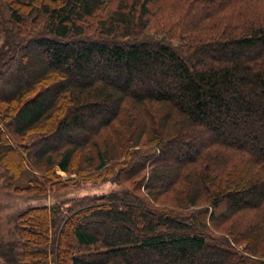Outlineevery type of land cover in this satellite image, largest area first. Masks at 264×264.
Wrapping results in <instances>:
<instances>
[{"label": "trees", "instance_id": "obj_1", "mask_svg": "<svg viewBox=\"0 0 264 264\" xmlns=\"http://www.w3.org/2000/svg\"><path fill=\"white\" fill-rule=\"evenodd\" d=\"M155 1L0 0V189L119 188L20 210L0 264H264V0Z\"/></svg>", "mask_w": 264, "mask_h": 264}, {"label": "rangeland", "instance_id": "obj_2", "mask_svg": "<svg viewBox=\"0 0 264 264\" xmlns=\"http://www.w3.org/2000/svg\"><path fill=\"white\" fill-rule=\"evenodd\" d=\"M162 4L164 6H162ZM113 5H112V8L114 7ZM175 6L176 4L175 3L170 4L169 0L167 1L166 0H156L154 3L150 5V8L152 9L161 7L160 9L161 15L158 14V18L156 22L158 26L162 25V21L164 20V18H166V16H168L169 14L175 11ZM4 82L1 88L4 87L5 85ZM146 107L149 108V106H146ZM147 110L151 112L150 108ZM157 119L159 118H156V120ZM137 122H138V128H140L141 124H143V121H137ZM75 134L77 135L76 140H78V136L80 135L81 137L83 136V131L81 130L77 131ZM142 138H144V135H142ZM136 148H139V147H136ZM201 148H202V145L197 146V144H195L194 149H197V151H199ZM58 174L62 176V178H68L70 176L71 177L74 176V175L69 176L60 171H58ZM102 176H107V177L100 179V181H90V182L84 181L83 183H80L79 185L75 187L69 188V190L67 191L50 194L49 196L45 198L13 195V194L7 193L0 189V236L3 235V236L10 237L13 235L14 232L12 231V219L14 215L20 210L22 211L23 209L29 206L45 205V204H49L50 202H52V200H64L67 198L81 197L84 195L106 194L108 192L119 189L115 183L110 181L109 171L104 172ZM220 211L221 210L216 212V214H218ZM129 260L131 264H134L133 258L131 256H129Z\"/></svg>", "mask_w": 264, "mask_h": 264}]
</instances>
